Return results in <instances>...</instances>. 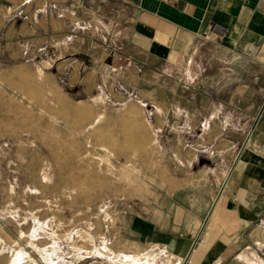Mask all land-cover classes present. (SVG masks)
<instances>
[{
    "label": "rangeland",
    "instance_id": "1",
    "mask_svg": "<svg viewBox=\"0 0 264 264\" xmlns=\"http://www.w3.org/2000/svg\"><path fill=\"white\" fill-rule=\"evenodd\" d=\"M21 2L0 31V264H182L152 246L156 232L141 220L164 226L180 198L203 208V222L208 190L220 191L233 158L223 163L220 149L199 145L217 143L226 127L239 148L235 132L248 137L255 108L245 103L236 118L234 76L203 50L191 69L188 59L152 65V86L127 79L143 58L123 1ZM15 5L0 0L2 10ZM70 59L82 61L81 78L98 62L92 95L68 84ZM245 246L264 261L263 230L249 231Z\"/></svg>",
    "mask_w": 264,
    "mask_h": 264
},
{
    "label": "crops",
    "instance_id": "2",
    "mask_svg": "<svg viewBox=\"0 0 264 264\" xmlns=\"http://www.w3.org/2000/svg\"><path fill=\"white\" fill-rule=\"evenodd\" d=\"M44 1L46 4L47 0ZM120 1L133 8V13L124 17L127 24H130L127 28L129 39L143 58L137 63L133 61V68L126 69L127 79L133 82L135 80L137 85L143 83L152 86L154 82L148 81L152 65H175L188 59L186 65L191 69L203 50L209 53L211 63L221 66L220 71L230 72L228 75L234 76L228 85L234 87L230 101L237 105L236 118L245 116L242 110L245 103H251L255 108V112L251 114L255 127H252L253 132L245 146L247 138L244 139L242 133L237 131L235 133L239 134L241 140L239 148L227 143L226 127L219 128L220 141L215 144L204 141L199 145L210 152L220 149L218 157L223 163L233 158L219 190L224 189L206 225L203 238L198 240L220 192L216 191L215 186L208 190L209 197L205 205L207 211L203 222L199 214L203 204L200 212H194L183 206L184 202L181 203L180 198L172 202L170 215L167 216L169 225L164 216V226L160 225L154 215L141 220L156 232L150 239L153 241L152 246L170 256L172 261L182 264L190 253L187 264H229L231 260L240 264H264L256 249L245 246L249 231H264V0ZM13 2L16 5L11 8V12L0 9V31L4 29L12 13L25 4L21 0ZM43 13L47 27L48 13L46 10ZM50 20L52 32H60L62 35L65 27L61 21L58 22L53 16ZM213 24L222 25L226 34L223 38L213 37L207 42L204 35ZM7 32L12 37L14 29ZM67 68H71V75L68 76L71 87H80L82 93L88 96L95 92L98 83H93L95 75L97 78L101 75L98 62L92 68V73L82 78L81 60L70 59ZM143 71L144 75L140 79L139 74ZM93 74L94 78L91 77ZM210 128L204 130L205 139ZM156 144L159 148L162 147L160 143ZM233 166L235 167L229 177ZM182 198L185 200V197ZM179 235L182 239H179ZM193 246L194 250L191 252Z\"/></svg>",
    "mask_w": 264,
    "mask_h": 264
},
{
    "label": "built area",
    "instance_id": "3",
    "mask_svg": "<svg viewBox=\"0 0 264 264\" xmlns=\"http://www.w3.org/2000/svg\"><path fill=\"white\" fill-rule=\"evenodd\" d=\"M225 34L226 29L222 25L213 24L207 29L204 37L206 40H210L212 37L223 38Z\"/></svg>",
    "mask_w": 264,
    "mask_h": 264
},
{
    "label": "water",
    "instance_id": "4",
    "mask_svg": "<svg viewBox=\"0 0 264 264\" xmlns=\"http://www.w3.org/2000/svg\"><path fill=\"white\" fill-rule=\"evenodd\" d=\"M254 127H255V126H254ZM254 127H253V128H254ZM253 128H252L251 132L249 133V135H248V137H247V139H246V141H245V143H244V146L248 143V141H249V139H250V136H251V134H252V132H253ZM239 156H240V155H239ZM239 156L237 157L236 161L239 159ZM235 163H236V162H235ZM234 167H235V166L232 167V169H231V171H230V174H229V177H230L231 173L233 172ZM229 177L227 178V180H226V182H225V185L227 184ZM223 189H224V188H223ZM223 189H221V191L219 192V195L217 196V199H216L215 203L213 204V207H212L211 211L209 212V214H208V216H207V219H206L205 222H204L203 229H204V227L207 225V223H208V221H209V219H210V217H211V214H212V212H213V210H214V207L216 206V204H217V202H218V200H219V198H220V196H221V194H222ZM200 235H201V234H200ZM200 235H199V236H200ZM199 236H198V237H199ZM193 250H194V246H193L191 252H192ZM190 255H191V253H190V254L187 256V258L185 259L184 264H187Z\"/></svg>",
    "mask_w": 264,
    "mask_h": 264
}]
</instances>
